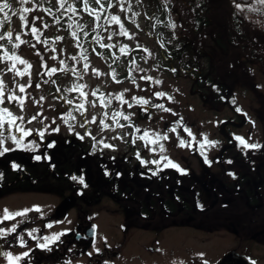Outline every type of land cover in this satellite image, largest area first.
<instances>
[{
    "label": "rangeland",
    "instance_id": "obj_1",
    "mask_svg": "<svg viewBox=\"0 0 264 264\" xmlns=\"http://www.w3.org/2000/svg\"><path fill=\"white\" fill-rule=\"evenodd\" d=\"M16 1L19 2V0H7L11 8L5 9L10 17V21L5 23V29L12 31L13 37L11 43L6 35L4 40H0V58H3L0 59V79L4 80L9 90L24 97V105L21 108L18 103L13 102L0 107L7 106L15 116L23 117V120H17V124L31 130V135L22 136V133L16 132L15 127L9 130L5 126L4 137L15 135L21 143L17 148L13 141L5 139L4 146L15 150L0 156L1 160L8 153L14 152H19L33 160L42 149L57 148L67 141H75L89 148L91 159L86 163L91 168L89 167L88 177L100 173L103 167L99 163H102L101 160L104 159L106 161L119 159L122 160L124 167L138 166L143 170L148 166H169V161L178 166H186L195 173L213 170L212 166L215 164L214 159L219 148L226 144L218 130V125L223 119L231 118L233 115L221 103L212 110L213 108L208 105L210 103L208 96L192 91L189 80L174 76L166 70L151 38L145 32L147 26L144 7L141 4L143 0H102L103 9H100V5L96 4L95 0H88V3L91 2L97 10L102 11L113 1L109 16H119L128 35L119 34L118 24L108 25L95 44L100 46V49L102 44L114 45V48H105L103 54H95L90 50L86 60L81 57L75 59L66 72L63 64L69 60V41L63 37L62 39L56 37L53 42L50 41L52 43L50 44L45 40L37 39L35 45H32L25 32V21L20 17L25 16L28 23L29 20L32 21L34 13L19 11L22 8H31V4L30 2L23 5L19 3L20 7L15 8ZM3 2L4 0H0V3ZM219 3L220 1L214 2L217 6ZM222 9L225 11L224 4L218 11ZM13 12L17 14L13 15ZM211 16L214 17V13ZM37 18H39L38 15L33 23L40 30ZM0 19H3V13H0ZM0 34H4V29H0ZM17 35L25 43L15 48L13 45L19 43L15 39ZM118 45L119 48H117ZM125 45L126 51L131 48L136 50L132 60L134 63L129 64L130 72L127 73V78L123 76L126 73L123 68L125 59L119 50ZM212 48L214 47L208 38L200 43L196 51L214 58V55L209 52L213 50ZM5 51L8 55L15 53L28 61L31 68L20 64L17 60L7 59L4 55ZM60 61L64 63L61 64ZM13 63L16 69L25 73L23 76L16 75L14 70H8ZM85 64L89 66L87 69L84 68ZM50 68H56L58 71L49 76L47 73ZM251 69L252 74L241 72L237 78H234L232 74L231 80L226 77L224 80L230 84V88H227L233 96V102L230 103L237 112L246 117L244 126L234 129L235 136L243 137L250 144L259 142L264 145V78L257 65L252 64ZM113 73H115V80ZM142 77H151V79H142ZM29 80H31V87H26L24 93L19 92L18 85H28ZM37 84L40 86L36 87ZM78 84L85 86L82 91L87 94L86 97L81 96L80 91L69 90ZM93 92L96 95H92ZM121 93L124 94V99L133 105L131 108L114 98ZM155 93H164V95L157 97ZM132 97L146 99L149 103L137 104ZM102 99L105 103H101ZM109 99L111 102L107 103ZM82 102L85 108L77 109L76 106ZM93 103L95 107L92 106ZM160 104L170 111H164L155 106ZM116 111L123 112L125 115L130 114L131 119L128 121L121 117L114 119L113 113ZM33 116H36L35 120L32 119ZM116 120L124 127L117 126ZM101 121L104 123L102 124ZM82 124L83 127H81ZM104 124L108 127L105 128ZM137 128L140 129L139 132L136 131ZM173 128L175 131L171 130ZM144 130H148L150 134L167 135L168 139L154 144L149 143L148 138L140 140L139 137L143 135ZM41 132L44 133L43 137L40 136ZM151 139L155 137L152 136ZM181 140L185 141V146H180ZM209 141L215 143H208ZM49 144L54 146L48 147ZM106 144L112 147H105ZM160 144H163L164 151L160 150ZM153 161L159 163H152ZM93 179L95 180V176ZM24 188L0 192V221L5 220L3 219L5 208L10 212L29 210L22 216L10 217L0 224V228L5 229L4 234L0 235V246H2L0 252L21 257L18 261H9L0 253V264H18L24 258L22 254L32 249L36 242L35 236H39L37 240L39 245L53 243L58 239L45 241L43 238L54 237L60 233L64 234L60 235L59 239L68 236L69 233H73L72 230L77 224L85 228L94 225V237L86 242L80 241L85 246V253L74 258L70 264H171L175 260L188 261L190 258L196 260L194 264H202V260H209L212 257L210 236L202 238L201 241L186 237L183 240L186 248L182 246L179 248L181 251L172 253L167 248L170 244L179 245V240L167 238L163 240L159 252H148L144 249L143 243L139 242L145 239V234L126 231L124 232L126 241L123 242V246H120L121 233L115 227L114 214L105 199L100 201L99 205L88 207L86 213L67 209L68 211L61 215L56 212L54 206L56 202L58 206L61 205L64 197L73 198L71 192L60 188L56 199L45 188L27 191ZM21 219L25 220L23 229H26V232L19 233V237L13 236L10 238L11 241H8L12 233L7 230L13 226L16 227ZM21 238L24 242L23 246L19 244ZM214 238H216L214 239V256H216L229 243L226 234H218ZM7 248L8 250H2Z\"/></svg>",
    "mask_w": 264,
    "mask_h": 264
},
{
    "label": "flooded vegetation",
    "instance_id": "obj_2",
    "mask_svg": "<svg viewBox=\"0 0 264 264\" xmlns=\"http://www.w3.org/2000/svg\"><path fill=\"white\" fill-rule=\"evenodd\" d=\"M216 88L213 84L212 100L210 103L206 100L212 110L219 104ZM226 92L228 99L220 103L233 117L223 119L218 130L221 123L229 121L223 129L234 142L219 130L226 142L222 146H232L222 152L223 147L219 148L213 170L195 173L186 166H148L143 170L138 166L124 167L119 159H104L99 163L103 167L100 173L88 177L91 168L86 163L91 159L89 148L80 149L77 153L74 144L78 142L67 141L61 147L42 149L38 153L41 159H33L32 165L15 152L0 159V192L31 185L49 190L57 199L58 191L63 188L73 195V202L63 213L68 210L86 213L88 207L99 205L105 199L114 214L115 227L121 233L120 246L126 241V231L145 234V239L139 242L148 252H159L163 240L167 238L179 240V245L170 244L167 248L172 253L181 251L179 248L182 246L186 248L183 245L186 237L201 241L210 236L212 257L202 260V264H216L227 252L233 256L228 264H264V145L257 142L255 144L260 147L245 149L235 139L234 129L243 127L246 117L230 103L233 102L231 91L226 89ZM67 147L69 149L64 150ZM229 160L232 163H228ZM13 164L18 167L13 168ZM153 172L156 174L153 175ZM229 173H233L235 178ZM72 176L78 179L72 180ZM81 176L84 184L79 182ZM57 204L54 206L56 212L60 207ZM22 223L24 221L21 219L10 237L17 238V232H26L20 226ZM86 228L77 224L69 236L86 242L90 239L81 235ZM74 234H78V237ZM218 234H226L229 244L214 256V236ZM194 261L196 263L194 258H190L188 261L173 262L194 264Z\"/></svg>",
    "mask_w": 264,
    "mask_h": 264
},
{
    "label": "trees",
    "instance_id": "obj_3",
    "mask_svg": "<svg viewBox=\"0 0 264 264\" xmlns=\"http://www.w3.org/2000/svg\"><path fill=\"white\" fill-rule=\"evenodd\" d=\"M215 1H220L218 6L214 4ZM29 2L34 13L32 21L29 20V26L25 28L30 43L35 45V40L41 39L52 44L58 36L66 38L70 50L69 60L63 64L64 69L71 67V62L75 61L73 56L76 59L87 57L90 50L95 54L105 52V47L100 49L95 43L100 40L101 33L107 26L114 24L110 22L109 16V5H112L113 1L103 11L98 10L92 15L89 10L97 8L89 2V10H85L84 0H67L63 9L60 8V0ZM69 4L76 9L74 13L65 10ZM141 4L144 7L147 26L145 32L151 38L166 70L174 76L189 80L192 91L208 96L209 102L213 84L214 87H225L217 91L220 103L228 99L226 89L230 88L224 78L231 80L232 74L237 78L241 72L252 74V64L257 65L264 78V4L259 3V0H143ZM222 4L225 11H218ZM19 7L20 4L16 1L15 8ZM212 13L214 17L211 16ZM36 15L39 16L40 26L38 38L31 32V27L35 26L33 21ZM96 15L100 16L99 20L95 19ZM73 32L76 33L75 36L72 35ZM208 38L214 47L209 51L214 58L196 51L200 43ZM135 52L136 50L131 48L123 53L125 78L130 72L129 64H132ZM87 147L81 142L74 144L77 153ZM67 149L69 147L64 150ZM22 188L26 191L37 189L31 185ZM23 221L20 225L22 229L26 224L25 220ZM27 238L29 239L28 236ZM34 238L36 242L28 251L29 256L24 257L18 264H70L74 258L85 253V246L69 235L49 243L50 250L38 247L39 236Z\"/></svg>",
    "mask_w": 264,
    "mask_h": 264
},
{
    "label": "snow or ice",
    "instance_id": "obj_4",
    "mask_svg": "<svg viewBox=\"0 0 264 264\" xmlns=\"http://www.w3.org/2000/svg\"><path fill=\"white\" fill-rule=\"evenodd\" d=\"M29 0H19V3L21 5L25 4V3H28ZM67 3V0H60V8H64L65 4ZM95 3L100 5V9H103L104 8V4L102 3V0H95ZM259 3L261 4H264V0H259ZM111 6V5H109ZM238 8L240 7V5H236ZM84 7H85V10H89V5H88V0H84ZM11 8V5L7 2V0H4L3 3H0V13H3V19H0V29H4V34H0V40H4L5 39V35L7 36L9 42L11 43L12 42V37H13V33L12 31L10 30H7L5 29V23L6 22H9L10 21V17L8 15L7 12H5V9H9ZM66 11H69V12H75L76 9L73 8L71 6V4L68 5V8L65 9ZM19 11L23 12V13H29V12H32L33 9L32 8H22L20 9ZM50 11V10H49ZM98 10L97 9H90L89 10V14L92 15L94 13H96ZM17 13L16 12H13V15H16ZM21 20L25 21V27H28V23H27V18L23 15H21ZM38 19V18H37ZM95 19L96 20H99L100 19V16L99 15H96L95 16ZM59 22V21H57ZM110 22H114L116 24H118L120 26V35H123V36H127L128 33L127 31L124 29V25L120 22V17L119 16H116V15H113L111 16V20ZM44 27H47V25H44ZM78 27H82V26H79ZM173 27H175V25H173ZM31 32L34 34V35H37L39 33V29L36 27V26H32L31 27ZM73 36L76 35L75 32L72 33ZM37 38H38V35H37ZM111 37H109L110 39ZM15 39L17 41H19L18 44H14L13 47L15 48H18L20 46V44H23L25 43V41L21 40L20 36L17 35L15 37ZM57 39H62L61 37H57ZM101 47H105V48H111V47H114V45H107V44H102ZM126 49H127V46H123V47H120V52L121 53H125L126 52ZM5 57L9 60H17L20 62V64H24V65H27L28 68H31V65L28 63V61L22 59L21 57L15 55V53H12L11 55H8L7 51H5ZM83 59H87L86 56H83L82 57ZM0 59H3V58H0ZM53 59H55V57H53ZM72 59H76L75 56L72 57ZM61 64H63L64 62L63 61H60ZM134 63V61H133ZM89 66L88 64H85L84 65V68L87 69ZM9 71H15V74L16 75H19V76H23L25 73L24 72H21L19 69H16V66L15 64L13 63L9 69ZM65 71L69 70V69H64ZM58 71V69L56 68H50L49 71H48V75L51 76L52 74L56 73ZM71 71H75L74 69H71ZM93 71H96V70H93ZM174 71V70H173ZM113 79L115 80V73H113ZM142 79H151V77H142ZM47 82V81H45ZM116 82H120V81H116ZM133 82H134V79H133ZM40 85L37 84L36 87H39ZM26 87H31V80H29V84L28 85H18V88H19V92L21 93H24L26 91ZM85 86L84 85H74V87L72 89H69L70 91H80V95L81 96H84L86 97L87 94L84 93L82 91V89L84 88ZM127 91V90H125ZM92 95H96L95 92L92 93ZM155 95L157 97H160V96H163L164 93H155ZM116 100L120 101L122 104H127V106L129 108H131L133 105L131 103L128 102V100L124 99V94L121 93L117 96L114 97ZM41 99H43V97H41ZM132 100L133 101H136L137 104H141V105H146L149 103L148 100L146 99H138L137 97H132ZM13 102H16L18 103L21 108H23V105H24V97L22 96H18L15 94V92L11 91L8 89L7 85L5 84L4 80L3 79H0V105H5L6 103L8 104H11ZM110 99L107 101V103H110ZM68 103H71V101H68ZM101 103H105V101H103V99L101 100ZM93 107H95V104L93 103L92 104ZM156 107H159L161 109H163L164 111H170L169 109H166L164 108V106L162 104L160 105H155ZM77 109H84L85 108V105L84 103H80L78 104L77 106ZM86 110V109H85ZM71 115V114H69ZM5 117H7V119H5ZM116 117H121L123 120L125 121H128L131 119V115H125L123 112H119V111H116L113 113V118L115 119ZM33 120L36 119V116H33L32 117ZM17 120H23V117H17L13 114V112L7 107V106H4V107H0V156H3L5 153L9 152V151H14L15 149H10L8 147H5L4 146V143H5V139H10L11 141H13L17 148L20 147V143H21V140L18 139L15 135H10L8 137H4V133H3V129H5V126L8 127V129L10 130L12 127H15V130L16 132H19V133H22V136H30L31 135V130L29 129H25V128H22L20 127L18 124H17ZM88 121H86L87 123ZM94 122V121H93ZM101 123L103 124L104 122L101 121ZM116 123H117V126L119 127H124V125H121L119 124V121L116 120ZM84 125L82 124L81 127H83ZM104 127L107 128L108 125L107 124H104ZM58 131V129H56ZM172 131H175V128L171 129ZM137 132L140 131L139 128L136 129ZM186 131H189L186 129ZM44 133L41 132L40 133V136L43 137ZM189 135H191L190 131H189ZM154 136L155 139H151V137ZM146 138H148V142L149 143H156L160 140H166L168 139L167 135H164V136H161L160 134L158 133H149L148 130H144L143 132V135L139 137L140 140H145ZM80 139H83V137H80ZM93 139H95L93 137ZM236 140L239 141L240 145L245 148V149H256L258 147H260V145L258 144H249L247 143V141L243 138V137H235ZM208 143H215V142H212V141H209ZM54 144H49L48 147H53ZM180 146H185V141L184 140H181L180 141ZM105 147H112L111 145H105ZM160 147V150L161 151H164V146L163 144H160L159 145ZM201 147H203V145H201ZM154 150V149H153ZM138 158H139V153L137 154ZM36 160H40L41 157L40 156H36L35 157ZM142 163H144V161H141ZM207 162V161H206ZM152 163H159L158 161H153ZM228 163H232L231 160L228 161ZM169 166L173 167V168H179L178 165L172 163L171 161H169ZM18 167L17 165L13 164V168H16ZM156 173L153 172V175H155ZM229 175H232L233 178H235L234 174L233 173H229ZM72 180H77L78 178L76 176H72L71 177ZM79 182L81 184H84V178L81 176L79 177ZM86 187V185H85ZM27 211H29L28 209H25L23 211H17V212H10L7 208H5L3 210V219H8L10 217H16V216H22L24 215ZM2 222V221H0ZM50 227V225H49ZM8 232H15L16 231V227L13 226L11 229H8L7 230ZM5 232V229L3 228H0V235L4 234ZM64 233H60L58 234L57 236H54V237H44L43 239L45 241H49V240H56V239H59V236L60 235H63ZM29 235H31V233H29ZM23 240L21 238V245L23 246ZM38 247L40 248H44V249H48V244L47 243H44V244H40L38 245ZM50 250V249H48ZM97 251H99V249H97ZM3 255L5 257H7L9 259V261H12V260H20L21 257L20 256H15L13 257V255L11 253H3ZM23 257H28L29 256V252H24L23 254ZM200 255H203V254H200ZM173 264H176V262H173ZM181 264H183V262H181ZM205 264H207V262H205ZM252 264H255V262H252Z\"/></svg>",
    "mask_w": 264,
    "mask_h": 264
},
{
    "label": "water",
    "instance_id": "obj_5",
    "mask_svg": "<svg viewBox=\"0 0 264 264\" xmlns=\"http://www.w3.org/2000/svg\"><path fill=\"white\" fill-rule=\"evenodd\" d=\"M243 118V117H242ZM229 121H226V122H223V123H221L220 124V127H219V130H220V132L222 133V134H224L225 136H226V138L228 139V140H231L232 142H234V140H233V138L231 137V136H229L225 131H224V126L226 125V123H228ZM232 145H228L227 147H231ZM227 147H223L222 149H221V152L224 150V149H226ZM18 155H19V157L22 159V160H24V161H26L28 164H30V165H32L33 164V160L31 159H29L28 157H26L25 155H23V154H21V153H19V152H16ZM221 154V153H220ZM73 202V198L72 197H66L65 199H64V202L60 205V207H59V209H58V212L60 213V214H62L64 211H65V209H66V207L69 205V204H71ZM80 235V234H79ZM82 236H84L86 239H92L93 238V236H94V227L93 226H89V227H87L86 228V230L84 231V234H81ZM75 237H78V234H76L75 235ZM233 258V256H231V252H227V253H225L220 259H219V261L216 263V264H228L229 263V261H230V259H232Z\"/></svg>",
    "mask_w": 264,
    "mask_h": 264
}]
</instances>
